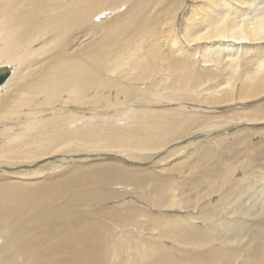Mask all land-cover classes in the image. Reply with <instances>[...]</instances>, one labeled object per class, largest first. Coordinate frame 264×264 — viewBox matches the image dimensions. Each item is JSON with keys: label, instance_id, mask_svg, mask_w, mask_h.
I'll return each instance as SVG.
<instances>
[{"label": "bare ground", "instance_id": "obj_1", "mask_svg": "<svg viewBox=\"0 0 264 264\" xmlns=\"http://www.w3.org/2000/svg\"><path fill=\"white\" fill-rule=\"evenodd\" d=\"M1 67L0 170L52 158V172L0 174V264H264V240L191 256L162 242L199 218L179 210L195 211L202 179L172 165L194 133L264 124L250 102L264 97V0H0ZM236 168L196 197L236 187L204 216L205 243L217 207L246 223L231 216L258 177L231 185ZM124 244L141 250L132 263Z\"/></svg>", "mask_w": 264, "mask_h": 264}, {"label": "rangeland", "instance_id": "obj_2", "mask_svg": "<svg viewBox=\"0 0 264 264\" xmlns=\"http://www.w3.org/2000/svg\"><path fill=\"white\" fill-rule=\"evenodd\" d=\"M202 77H206V75H202ZM206 79H207V77L205 78V80ZM259 99H260V101L255 100V101H250V102L251 103L256 102L258 104V106L262 105L264 107V97L259 98ZM237 106L238 105H236V107ZM247 107H249V105H247ZM251 126L252 125L241 124L239 126H235L236 128H234L232 126V127H228V128L222 127V129H218V130H206V131L196 132V133H194V136H192L191 138L193 139L196 137L194 144H197V145L192 147V144H191V146H189L185 149L184 152H186L187 150L189 151V153H187V155H186L187 158L185 157L186 159L179 162L181 164H179V163L176 164L175 162L172 163V165H175V166L182 165L184 172H186L189 169L186 172L187 174L185 177L187 180H191L193 175H195V176L198 175V178L200 180L202 179V182L201 181L200 182L203 185H201V183H199L200 186L198 184V186L195 187V189L188 188V191H189L190 195L193 197V200L196 199V202L194 203V205L197 204V208L195 209L194 212L184 211L185 209L183 211L177 209V210H179V214L181 213V215L182 214L187 215L189 213V214H191V215H189L190 217L193 215L191 218H194V217L195 218L199 217V218L195 219L194 221L193 220L190 221V219H189L188 226L184 227L185 230L183 228L181 229V233L183 232V234H182L183 237L181 236L180 231H178V233H179L178 234V236H179L178 240L179 241L178 240H171V239L163 240L162 242L165 245H168L171 248L175 249L176 252H179V253L184 252V254L191 256L193 254L195 255V254L207 252L211 248H234L235 245L239 244V243H241V244H253L254 241H257V243H258V242H262V240H264L263 239V237H264V212H263V203H264V124H258V125H254L252 127ZM164 150L165 151H162L160 154H157L158 156L156 155V153H153V154L150 153V155H156V156L153 159H151L150 161H148V162L146 161L147 163L146 162L144 163L142 161H134L135 163L132 162V165H135L137 167H139V165L141 167H145L148 164L151 165V163L157 162L158 160H161L162 158L169 156L168 154L170 153V151H168V148H166ZM205 151L208 153H206ZM96 155H94L95 158H94V156L91 157L93 159V161H95L96 159H99L101 156H102V158L106 157L105 154H102V155L96 154ZM203 155L205 157H203ZM51 160H52V158L47 159L45 162H41L39 164L36 163L33 166L29 165L31 168L28 166L27 162L16 164L13 167L6 168L7 170H4V169H3L4 171L0 170V174H8L9 172H11L9 174L10 175L9 178H11V180H14V177L16 178L15 174H17V172H20V171L30 172V171L34 170L36 167L41 168V166H43V168L45 169V173L48 171L52 172V171H50L51 165H49ZM196 162H198L197 167H196ZM175 166H173V167H175ZM231 166L237 167L235 173L232 174V176L230 177V179H232L230 181V182H232L231 185H234L235 182L242 179L243 176H249L250 175L249 177H253V178L258 177V180L256 181L257 183L255 182L256 185L254 183L252 185L253 187L251 186V187L247 188L246 194L242 195V197L240 198L238 209L236 211V216L235 215L231 216V217L235 218L238 215V217L236 219H241L243 221H246V223L243 225V227L237 228L236 227L237 225H233L235 222L228 219V216H230V214H228L229 209L226 210V209H223L221 207H217V210H216L217 214L215 212H213V213H215L214 218L217 219L216 223L218 222L217 227H216L217 229H215L214 232L219 231L220 236H217L218 239L216 240V242H213V243L206 242L205 243V241H206L205 239H207L208 234H212L213 230L211 229V231H210V229L206 227L207 223L202 221L204 216L208 217L210 210H211V206L214 203H216L218 199L222 200L223 196L230 194V193L231 194L228 196H231L232 194L235 195L234 194L235 191L233 192V189H235L236 187L234 185L233 189H232L231 188L232 186H230L229 183H226L224 185V187H222V189L219 192L215 191L213 193L212 197H210V198L208 197L202 201H199V198H196V197L198 195H202V194L206 193V191H207L206 188L210 184V183L207 184V181L209 180V178L211 179V181H212V179L213 180H215V179L220 180L224 176L226 169L228 167H231ZM142 173H144V172H142ZM166 173H168V171H166ZM205 180H207V181H205ZM6 181L7 180H4L3 182H6ZM24 181H26V180H24ZM192 184H194V183L190 181L189 184H187V185L192 187ZM221 194H222V196H221ZM135 195L140 196V198L143 200L148 199V197L145 195V191H143V190H139L138 193H136ZM249 197H250V199H249ZM128 198L132 199L129 196L127 197V199ZM198 202H199V204H198ZM235 208H237V207H235ZM188 210H191V209H188ZM240 211H241V213H240ZM172 212H175V211L172 210ZM242 214H243V216H242ZM250 215H252V216H250ZM228 220H229L230 225H227V223H226ZM231 222H232V224H231ZM191 223H192V225H191ZM221 224H224V225H221ZM120 226L121 225H118V227H115L116 228L115 230H117L118 232H123L125 227H124V229H120ZM192 226H193V228H192ZM229 227L230 228L233 227L231 229H233V231L235 230L236 232H233V231L231 232V229ZM234 227H236V228H234ZM143 229H145V228H143ZM227 231H230L229 234ZM141 232H143V231H141ZM141 234L144 235L143 233H141ZM132 235L135 236V234H132ZM180 236H181L182 240H181ZM255 238H257V239H255ZM240 240L242 242H239ZM129 241L132 243L133 238H129ZM171 241H172V243H171ZM139 242H140V244H137L138 246H142L145 248L148 246V244H144L141 241H139ZM165 242H167V243H165ZM124 245H125L124 246L125 249H127V251H130L129 258L126 261L132 263L134 260L133 256H136L138 253L141 252V250L138 248H133L132 244H130V245L124 244ZM190 253H191V255H190ZM152 254H153V251L150 255H152ZM138 258H139L138 262L145 261V259L143 258L142 255H141V259H140V257H138ZM123 262H124L123 259H120V263L122 264ZM238 263H240V261ZM248 264H250V263H248Z\"/></svg>", "mask_w": 264, "mask_h": 264}, {"label": "water", "instance_id": "obj_3", "mask_svg": "<svg viewBox=\"0 0 264 264\" xmlns=\"http://www.w3.org/2000/svg\"><path fill=\"white\" fill-rule=\"evenodd\" d=\"M12 75V71L8 67L0 68V86L3 85Z\"/></svg>", "mask_w": 264, "mask_h": 264}]
</instances>
